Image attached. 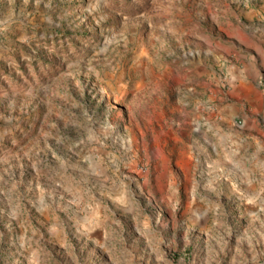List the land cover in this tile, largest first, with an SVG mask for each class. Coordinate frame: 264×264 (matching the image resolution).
Returning <instances> with one entry per match:
<instances>
[{"label": "rangeland", "instance_id": "1", "mask_svg": "<svg viewBox=\"0 0 264 264\" xmlns=\"http://www.w3.org/2000/svg\"><path fill=\"white\" fill-rule=\"evenodd\" d=\"M264 263V0H0V264Z\"/></svg>", "mask_w": 264, "mask_h": 264}, {"label": "water", "instance_id": "2", "mask_svg": "<svg viewBox=\"0 0 264 264\" xmlns=\"http://www.w3.org/2000/svg\"><path fill=\"white\" fill-rule=\"evenodd\" d=\"M262 264H264V263H262Z\"/></svg>", "mask_w": 264, "mask_h": 264}]
</instances>
